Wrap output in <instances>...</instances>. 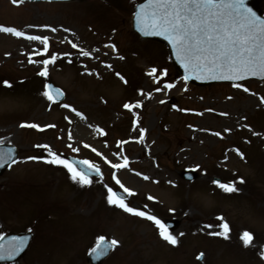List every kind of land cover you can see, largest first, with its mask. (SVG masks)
Segmentation results:
<instances>
[{"label": "rangeland", "instance_id": "obj_1", "mask_svg": "<svg viewBox=\"0 0 264 264\" xmlns=\"http://www.w3.org/2000/svg\"><path fill=\"white\" fill-rule=\"evenodd\" d=\"M139 1L27 3L18 9L13 0H0L1 24L49 40L48 55H43L38 41L0 33V142L20 150L18 163L0 178V236L35 233L28 258L18 264H86L80 254L102 235L119 242L103 264H264V81L243 82L239 88L185 83L164 45L133 33L131 18ZM80 48L90 56L81 55ZM53 55L57 61L49 65V76H39L43 61ZM153 68L160 83L148 75ZM4 80L15 88L5 89ZM45 81L61 87L63 103L85 119L49 102L43 95ZM165 83L176 87L157 91ZM126 103L142 107L130 112ZM22 123H36L44 131L22 128ZM37 145L91 161L103 170V179L83 187L74 183L66 169L44 163L48 152ZM125 156L128 168L114 170L105 163V158L123 163ZM185 170L195 171L197 179L184 180ZM113 174L136 193L127 200L130 206L164 224L178 221L169 230L177 246L164 241L150 221L109 205L105 185L123 191ZM214 178L235 183L239 191L223 192ZM224 222L229 238L212 235L222 231ZM245 231L254 237L247 247L241 239Z\"/></svg>", "mask_w": 264, "mask_h": 264}, {"label": "snow or ice", "instance_id": "obj_2", "mask_svg": "<svg viewBox=\"0 0 264 264\" xmlns=\"http://www.w3.org/2000/svg\"><path fill=\"white\" fill-rule=\"evenodd\" d=\"M13 3H17V0H13ZM135 19L137 30L142 35L146 37H163L169 43L175 54L176 61L184 69L183 80L185 83L192 79L232 81L233 86L239 88L241 85L235 83L236 81L246 80L251 77L264 80V17L258 16L252 8L248 7L247 0H146L145 3L140 5ZM51 31L55 32L56 29L52 28ZM0 33L11 34L14 37L28 41H38L44 46L43 55H48L49 40L47 37L28 35L15 27L8 26H0ZM69 43H71L72 48H78L75 43L71 41ZM105 47L116 48L114 44L105 45ZM79 53L84 57L90 56V53L82 48L79 49ZM119 58L124 59L123 56ZM56 61L57 56L55 55L45 59L43 61V70L39 71L38 75L47 78L49 76V65H55ZM29 62L35 63L32 60ZM68 62L71 63L72 61L69 60ZM106 67L111 68L112 65L109 64ZM156 73L157 69L153 68L148 75L156 79L157 83H160ZM163 74L167 76V71ZM88 75H92V73L89 72ZM116 76L125 85L128 84L127 79L123 75L117 72ZM2 83L5 89H13V84L8 80H4ZM175 87L174 83H165L163 89H157V91L171 90ZM46 88L47 90L43 93L46 99L52 104L60 103V98H63L65 93L59 88H53L51 84L46 85ZM243 90L245 92L249 91L246 87ZM140 95H144L143 91L140 92ZM160 102L164 103L165 101L161 100ZM262 102H264V98H262ZM60 106L69 109L77 117L85 119V116L70 104L62 103ZM141 107L142 104L140 103L124 104V108L130 112ZM197 115H202V113H197ZM221 115H226V113ZM69 123H71L70 120ZM20 127L44 131V128H41L36 123H22ZM47 127L53 128L55 125H48ZM97 131L102 135H107L102 129L98 128ZM144 131V129H141V140L143 139ZM213 135L220 136V133L216 132ZM68 138L71 139V135ZM121 143H127V141ZM37 147H43L48 151L49 159H46L44 163L63 167L70 174L71 180L82 187L90 186L93 183L91 178L93 175L101 180L103 179L101 169L89 160H68L51 151L48 145H37ZM68 147L73 152L79 151L78 148L72 147L71 144ZM84 147L87 148L89 146L85 144ZM14 151V149H10L7 152L0 151V168L6 164L10 167L12 164L18 163L12 155ZM92 151L96 152V149L93 148ZM237 154L243 159V154L238 150ZM96 155L100 156L101 153L96 152ZM29 159L35 160L36 157H29ZM105 163L114 170L129 167V161L126 156L123 158V163H112L106 158ZM136 175L139 176L141 174L136 173ZM112 179L123 190V193L127 195H122L118 190L114 191L112 187L105 185L109 205H113L132 216L150 221L159 230V235L164 241L177 246V238L171 234L168 227L159 218L147 211L129 205L127 197L135 196L136 193L125 187L115 174H113ZM143 179L149 180L150 178L143 176ZM214 183L225 193L239 191L235 183H221L219 181ZM239 183H244V181L241 179ZM148 199L154 200V197L149 196ZM144 207L147 208V205H144ZM218 219L223 221L224 217H219ZM221 227L222 231L214 232L212 235L228 239L230 232L228 223L224 222ZM29 231L31 230L29 229ZM3 239L0 236V241H3ZM241 239L247 247L252 245L254 237L252 233L245 231ZM26 244V237H13L9 242L10 247L8 248L0 243V260L14 259L16 255L24 250ZM118 245L119 242L115 239L106 241L104 237H100L89 252V255L96 260H100ZM261 255L264 258V253H261ZM203 257L204 254L200 253L197 259L203 260Z\"/></svg>", "mask_w": 264, "mask_h": 264}, {"label": "water", "instance_id": "obj_3", "mask_svg": "<svg viewBox=\"0 0 264 264\" xmlns=\"http://www.w3.org/2000/svg\"><path fill=\"white\" fill-rule=\"evenodd\" d=\"M259 1L260 0H247V5H248V7H250V8H254L255 10H256V8H255V6H254V3L255 4H258L259 3ZM252 6V7H251ZM253 8H252V10H253ZM254 11V10H253ZM255 12V11H254ZM178 66H179V68L181 69L182 67L178 64ZM182 70V69H181ZM193 81L195 80V79H192ZM1 169V168H0Z\"/></svg>", "mask_w": 264, "mask_h": 264}]
</instances>
